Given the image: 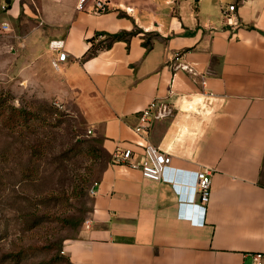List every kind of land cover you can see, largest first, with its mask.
I'll use <instances>...</instances> for the list:
<instances>
[{
  "label": "crops",
  "instance_id": "obj_1",
  "mask_svg": "<svg viewBox=\"0 0 264 264\" xmlns=\"http://www.w3.org/2000/svg\"><path fill=\"white\" fill-rule=\"evenodd\" d=\"M67 1L46 11L42 26L25 25L26 45L12 49L34 65L24 78L35 72L72 105L107 155L91 226L67 239L64 253L75 264H253L250 253L264 252V0H112L116 9L105 13ZM231 3L237 27L223 15ZM14 6L18 17L21 1ZM125 31L136 33L111 41ZM57 39L68 53L59 69L50 46ZM94 43L96 54L86 56ZM175 51L195 73L172 68ZM154 99L175 108L149 134L173 155L160 181L112 162L118 146L143 161L135 126ZM204 167L212 169L211 197L192 224L179 217L171 179L175 168ZM191 200L199 202L194 193Z\"/></svg>",
  "mask_w": 264,
  "mask_h": 264
},
{
  "label": "rangeland",
  "instance_id": "obj_2",
  "mask_svg": "<svg viewBox=\"0 0 264 264\" xmlns=\"http://www.w3.org/2000/svg\"><path fill=\"white\" fill-rule=\"evenodd\" d=\"M3 1L0 23L11 30H0V264H66L59 249L90 217L107 155L72 105L44 89L35 72L24 78L34 65L12 50L26 45L25 25L42 26L46 11L69 1L20 0L18 17L16 0L7 11ZM12 106L31 111L32 124L7 126Z\"/></svg>",
  "mask_w": 264,
  "mask_h": 264
},
{
  "label": "built area",
  "instance_id": "obj_3",
  "mask_svg": "<svg viewBox=\"0 0 264 264\" xmlns=\"http://www.w3.org/2000/svg\"><path fill=\"white\" fill-rule=\"evenodd\" d=\"M79 9L88 10L90 7L96 13H105L116 9V5L112 0H80ZM120 9L127 12H133V8L129 6L119 5ZM3 11L9 9V4L6 0L1 6ZM235 3L229 4L223 8V15L226 23L233 27L240 24L239 18L235 14ZM42 23V22H41ZM1 32L7 33L11 30V25L7 21L0 23ZM101 37V36H100ZM104 38V37H103ZM101 40L99 39V42ZM107 43V40H103ZM51 49L57 54L53 59V66L60 68L62 61L68 57L65 50V41L61 39L52 40L50 43ZM169 64L175 70H185L190 73H195V67L184 60V54L181 51H175L169 58ZM213 93H208L212 96ZM174 106L160 99L152 100L139 114V123L135 126V131L142 135L145 140L144 144V159L137 163L133 160V151L118 146L112 153V162L114 164H127L132 167H138L143 176L152 180L160 181L166 178V171L172 166L173 155L163 150L150 140L149 134L153 123L157 120L167 119L174 115ZM91 134L92 130L88 129ZM212 169L204 167L196 171H186L184 169L175 168L172 180L173 185L177 188L179 195L180 212L179 217L185 218L192 224L196 223V213L199 207H205L211 197L212 185ZM92 194H96L95 185L91 189ZM193 193L198 197L199 202L192 201ZM90 219L85 221V225L89 228L91 225ZM253 264H264V252L256 251L250 253Z\"/></svg>",
  "mask_w": 264,
  "mask_h": 264
},
{
  "label": "trees",
  "instance_id": "obj_4",
  "mask_svg": "<svg viewBox=\"0 0 264 264\" xmlns=\"http://www.w3.org/2000/svg\"><path fill=\"white\" fill-rule=\"evenodd\" d=\"M136 31H125V32H121V33H116L114 35H112L111 41L118 39V38H122L125 37L127 35H132L135 34ZM111 41L108 43V46L111 44ZM99 47L97 45H95V43L91 46V48L88 50V53L86 54V56H92L94 54H96L97 49ZM9 115L7 116L6 119V124L7 126H9L10 128H21V127H26L29 126L31 123V119L33 117V113L31 111H29L26 108L23 107H15L12 106L11 110L8 113ZM64 243H62L61 248L59 249V253L60 255V259L62 258V260L66 263V264H75L74 262H72L71 258L67 255H61V252H64ZM41 264H48L47 261L42 262Z\"/></svg>",
  "mask_w": 264,
  "mask_h": 264
},
{
  "label": "water",
  "instance_id": "obj_5",
  "mask_svg": "<svg viewBox=\"0 0 264 264\" xmlns=\"http://www.w3.org/2000/svg\"><path fill=\"white\" fill-rule=\"evenodd\" d=\"M6 2H7L9 5H11V0H6Z\"/></svg>",
  "mask_w": 264,
  "mask_h": 264
},
{
  "label": "bare ground",
  "instance_id": "obj_6",
  "mask_svg": "<svg viewBox=\"0 0 264 264\" xmlns=\"http://www.w3.org/2000/svg\"><path fill=\"white\" fill-rule=\"evenodd\" d=\"M185 108V107H184ZM190 108V107H189Z\"/></svg>",
  "mask_w": 264,
  "mask_h": 264
}]
</instances>
